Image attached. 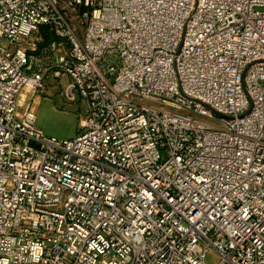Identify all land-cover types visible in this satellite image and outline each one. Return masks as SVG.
Here are the masks:
<instances>
[{"label": "built area", "instance_id": "2783aa9c", "mask_svg": "<svg viewBox=\"0 0 264 264\" xmlns=\"http://www.w3.org/2000/svg\"><path fill=\"white\" fill-rule=\"evenodd\" d=\"M50 72L87 101L74 137L21 107ZM212 249L264 264V0H0V264Z\"/></svg>", "mask_w": 264, "mask_h": 264}, {"label": "rangeland", "instance_id": "374dc122", "mask_svg": "<svg viewBox=\"0 0 264 264\" xmlns=\"http://www.w3.org/2000/svg\"><path fill=\"white\" fill-rule=\"evenodd\" d=\"M53 51L48 50L42 54L40 61H48V56ZM48 55V56H47ZM109 57V55H108ZM72 78L68 73L56 76L52 72L46 74L45 87L34 96L26 90L20 95L21 107L31 101L36 111V125L49 137L59 140L74 137L81 130V119L87 116V101L81 95L78 88H74L75 99H69L66 95L68 85ZM62 209V207H61ZM208 264H218L220 254L212 249L206 256Z\"/></svg>", "mask_w": 264, "mask_h": 264}, {"label": "trees", "instance_id": "16d2710c", "mask_svg": "<svg viewBox=\"0 0 264 264\" xmlns=\"http://www.w3.org/2000/svg\"><path fill=\"white\" fill-rule=\"evenodd\" d=\"M43 31L45 32V34H46V40L48 41L50 39V36H52V35L48 32V29L47 28H43Z\"/></svg>", "mask_w": 264, "mask_h": 264}, {"label": "crops", "instance_id": "0c3cea01", "mask_svg": "<svg viewBox=\"0 0 264 264\" xmlns=\"http://www.w3.org/2000/svg\"><path fill=\"white\" fill-rule=\"evenodd\" d=\"M53 53V52H52Z\"/></svg>", "mask_w": 264, "mask_h": 264}]
</instances>
